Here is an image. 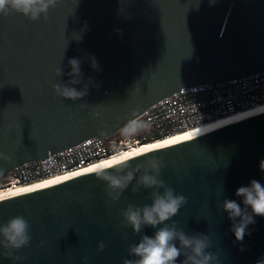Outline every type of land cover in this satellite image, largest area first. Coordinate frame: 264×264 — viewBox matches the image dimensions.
<instances>
[{
    "label": "water",
    "instance_id": "obj_1",
    "mask_svg": "<svg viewBox=\"0 0 264 264\" xmlns=\"http://www.w3.org/2000/svg\"><path fill=\"white\" fill-rule=\"evenodd\" d=\"M71 58L81 59L83 73L74 87L88 84L77 101L53 89L71 79ZM59 67L64 75L58 77ZM261 72L264 0H59L46 20L0 15V179L87 139L114 136L182 88L213 83L227 97L218 83ZM153 159L163 164L158 178L187 199L166 224L207 235L208 251L218 257L214 264L264 258V217L255 216L238 242L222 209L225 199L244 207L236 196L241 186L254 179L264 184V110L136 155L130 166ZM113 165L104 168L114 171ZM95 173L0 200V225L23 216L31 236L27 247L11 250L19 260L0 245V264L137 259L129 245L157 229L134 234L122 212L150 205L156 189L132 191L141 170L114 200ZM101 242L105 247L98 251ZM183 260L181 255L176 264Z\"/></svg>",
    "mask_w": 264,
    "mask_h": 264
},
{
    "label": "clouds",
    "instance_id": "obj_2",
    "mask_svg": "<svg viewBox=\"0 0 264 264\" xmlns=\"http://www.w3.org/2000/svg\"><path fill=\"white\" fill-rule=\"evenodd\" d=\"M58 3L59 0H0V15L8 16L14 12L23 15L30 21H37L42 16L46 20L49 10L55 8ZM90 59L91 66L96 68L95 57ZM68 65L71 71L67 75L71 79L67 82L55 83L53 89L58 96L77 101L87 95L88 84L84 83L79 90L74 87V85H80L83 80L81 59L71 58L68 60ZM56 74L58 77L64 75L62 68H57ZM143 127L142 121L134 118L125 126L123 134L129 137L134 136ZM135 155V153L120 155L118 163L112 166L114 171L99 168L95 173L97 179L107 182V190L114 200L119 198L136 177V173L141 170H143V174L136 180V187L132 191H138L141 186L147 189H156L151 193L152 203L150 205L143 207L129 205L122 212L126 224L132 228L134 234L140 233L146 226L157 229L153 236L143 235L139 243L129 245V255L137 259L125 260L124 264H176L181 255L184 256L182 264H214L218 257L208 251L211 243L207 235H188L178 229L175 223L171 226L165 223L178 214L180 208L187 203V199L182 194H175L174 189L166 186L164 181L158 178L163 167L162 161L148 160L146 164H137L133 168L130 166V162L135 158ZM260 167L264 171V161L261 162ZM159 189H163V192L158 191ZM236 196L242 198L244 207H241L235 200L225 199L222 209L233 221L231 231L235 240L243 242L248 226L255 223L254 217H264V184L254 179L248 186L238 188ZM159 225L163 226L157 227ZM0 238H2L0 245L9 250L8 254L13 259H22V257L13 256L11 250H19L30 244L28 221L20 215L9 219L6 224L0 225ZM104 247V243L101 242L98 251H102ZM243 250L242 248L241 251ZM257 264H264V258L258 260Z\"/></svg>",
    "mask_w": 264,
    "mask_h": 264
},
{
    "label": "built area",
    "instance_id": "obj_3",
    "mask_svg": "<svg viewBox=\"0 0 264 264\" xmlns=\"http://www.w3.org/2000/svg\"><path fill=\"white\" fill-rule=\"evenodd\" d=\"M217 86L230 96L222 97L213 83L182 88L153 104L137 118L144 124L141 130H147L142 138L118 133L106 139H87L45 159L17 166L0 179V192L78 173L136 147L264 105V72Z\"/></svg>",
    "mask_w": 264,
    "mask_h": 264
},
{
    "label": "bare ground",
    "instance_id": "obj_4",
    "mask_svg": "<svg viewBox=\"0 0 264 264\" xmlns=\"http://www.w3.org/2000/svg\"><path fill=\"white\" fill-rule=\"evenodd\" d=\"M261 110H264V105H261V106H259L257 108L250 109V110H247V111H242V112H240L238 114H235V115H232V116H229V117H226V118H222V119L216 120L214 122H211V123L202 125L200 127H197V128H195L193 130L173 135V136H171L169 138H166V139H162V140H158V141L147 143V144H145L143 146L136 147L133 150H129V151L125 152V153H136V155H139L141 153L153 150L155 148H158L160 146L169 144L171 142H174V141H177V140H180V139H184V138L196 135L198 133L210 130L212 128L224 125L226 123L232 122L234 120H237L239 118H242L244 116H247L249 114H252V113H255V112H258V111H261ZM125 153H123V154H125ZM123 154H121V155H123ZM119 156L114 157V158H112L110 160L98 163L96 165H93V166H91L89 168H86L83 171H80L78 173H74V174H70V175H67V176L58 177V178H55V179H52V180H48V181H45V182H42V183H39V184L32 185L30 187H23V188H18V189H15V190H9L8 192H0V200H3V199H6V198H9V197H12V196H16V195H19V194H22V193H25V192H29V191L41 188V187H37V186L45 187V186H50V185L62 183V182H65V181H67V180H69L71 178H74V177H77V176H80V175H84V174L96 171L99 168L107 167L109 165L117 163ZM87 169H93V170L92 171H86Z\"/></svg>",
    "mask_w": 264,
    "mask_h": 264
},
{
    "label": "trees",
    "instance_id": "obj_5",
    "mask_svg": "<svg viewBox=\"0 0 264 264\" xmlns=\"http://www.w3.org/2000/svg\"><path fill=\"white\" fill-rule=\"evenodd\" d=\"M147 130L145 129L144 131L143 130H140L138 133H136L134 136L136 137H139V138H142L143 137V134L146 132ZM120 134H123V132H120Z\"/></svg>",
    "mask_w": 264,
    "mask_h": 264
},
{
    "label": "snow or ice",
    "instance_id": "obj_6",
    "mask_svg": "<svg viewBox=\"0 0 264 264\" xmlns=\"http://www.w3.org/2000/svg\"><path fill=\"white\" fill-rule=\"evenodd\" d=\"M133 153H126V155H131ZM136 154V153H135ZM93 169H87L86 171H92ZM37 187H43V186H37Z\"/></svg>",
    "mask_w": 264,
    "mask_h": 264
}]
</instances>
